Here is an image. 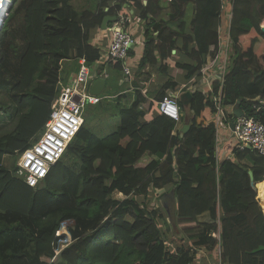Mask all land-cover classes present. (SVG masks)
Segmentation results:
<instances>
[{"label": "trees", "instance_id": "trees-1", "mask_svg": "<svg viewBox=\"0 0 264 264\" xmlns=\"http://www.w3.org/2000/svg\"><path fill=\"white\" fill-rule=\"evenodd\" d=\"M158 1H134L136 15L146 21L136 70L143 74L150 65L166 72L171 51L180 44L185 59L174 67L185 70L188 80L198 74L204 53L217 41L222 0H172L166 19ZM124 2L12 0L0 26V115L6 118L0 125V264H191L196 251L183 245L166 249L159 225L165 216L146 204L150 191L164 188L175 203L172 223L192 233L196 246L219 255L222 264H264L258 193L263 195L264 155L251 148L233 149V157L217 165L213 125L196 122L211 105L201 92L192 93L194 117L180 138L173 119L160 113L142 119L138 105L144 101L143 86L135 81L136 99L119 110L116 129L99 137L86 127L98 103L85 110L79 132L41 183L30 187L16 175L19 153L48 120L61 79L60 62L84 58L93 64L100 52L89 32ZM189 2L194 16L187 24L183 6ZM263 19L264 0H234L232 67L224 78L223 105L240 101L245 115L264 123L261 111L256 112L264 99ZM191 44L195 49L189 50ZM176 85L167 79L154 97L161 100ZM5 156L14 158L10 167ZM205 212L211 222L198 220ZM69 218L75 220L69 227L73 243L56 255L59 225Z\"/></svg>", "mask_w": 264, "mask_h": 264}, {"label": "built area", "instance_id": "built-area-1", "mask_svg": "<svg viewBox=\"0 0 264 264\" xmlns=\"http://www.w3.org/2000/svg\"><path fill=\"white\" fill-rule=\"evenodd\" d=\"M233 7L234 0L221 1L220 14H223L227 24L223 26L217 44L212 47L211 53L205 58V63L198 74L190 79V83L196 77L200 84H204L198 90L201 89L204 95L207 89L211 90L210 94L206 95H210L209 99L214 107L213 123L217 136L216 141H219L221 130L225 128L230 130L228 142L231 145V154L229 158L233 157V149L241 151L248 147L264 155V123L254 116L243 114L232 120L233 128H231L227 116L229 113L223 105L224 78L232 67L233 42L230 36V23ZM132 16L127 13L120 14L119 20L109 27L110 42L104 54L107 62L120 63L123 73L128 77L130 69L126 63L127 51L135 43L127 27V24L132 21ZM78 62L79 69L72 82L66 85L58 82L57 93L52 100L44 130L18 155L16 175L30 187L41 183L50 169L63 157L68 145L83 125L87 104H94L100 100L97 95L87 91L89 81L93 82L96 79L95 74H91V69L84 58H79ZM216 84H218V91L214 92ZM184 89H188L191 93L195 91L191 85L188 87L185 85L176 91H167L162 99L157 101L158 112L177 122L180 119L177 99ZM261 109L264 118V101ZM182 135L180 133L179 137L181 138ZM223 160L218 161L216 158V164L218 165Z\"/></svg>", "mask_w": 264, "mask_h": 264}, {"label": "crops", "instance_id": "crops-1", "mask_svg": "<svg viewBox=\"0 0 264 264\" xmlns=\"http://www.w3.org/2000/svg\"><path fill=\"white\" fill-rule=\"evenodd\" d=\"M134 1L135 0H126V2L122 3V7L120 9L116 10V14H107L110 16H115L116 19L109 20L105 24V27L100 26V28L92 29L89 32L90 42H91V44H93V46L97 47V49L100 52V56L93 64H88V65L91 69V71H90L91 74H95V76H96L95 78L100 77V78H103L105 80V84L103 86L101 93L105 90L106 85H107V78L108 77L111 78L110 77L111 75H116L117 79H118V83L120 84V86L116 88V91L112 90L114 92L112 94H110L112 96L110 99L116 98V101H117L114 104V109L116 110V113H117V122L115 124L116 128L119 126V123H120L119 122L120 121L119 110L122 108H125V107L126 108L129 107L134 102V100L136 99V93H135L136 88L134 86L135 81L140 82V84L143 86L140 88V94L144 98V101H142L138 105V111L141 113V117L144 120H151L156 115V113H159L158 108H157V100L154 97L155 96L154 94H155V91L159 90V87L167 79H170L172 82L177 83L175 89H168L167 91H170V90L176 91L180 88H183L185 85H187V87L191 85V87L194 88L195 91L202 93L201 89L200 90H198V89L202 88V86H204V84H200V81L196 80V77L190 83V79H192L194 76H196V74L187 80L185 70L178 68L176 66L174 67L175 62H177L179 59H185L184 58L185 53L183 50H181L182 47H180V44H178V50L172 49V51H171L172 56H169V60H168L170 63V67L167 69L166 72H162V71H159L158 69L154 68L159 73H161L158 75L163 81L160 85H157V82L154 83V81H153L154 76L151 77V75H152L151 72L149 70H147L151 67L150 65L145 66V68L141 71V72L145 73V77H144V73L138 74V70H136V68L138 66L139 61L141 60L142 53H143V40H144V26H143V24L146 21L140 20L139 16L136 15L137 12L135 11ZM147 1L148 0H138V2H142L143 4H146ZM171 1L172 0H159L158 1L160 9H161L160 10V12H161L160 16L163 19H166L168 17L167 16L168 3ZM9 4H10V2H9ZM9 4H7V8L5 9V11L8 10V8L10 6ZM157 6H158V4H157ZM183 9L185 10L184 15H183V19L187 24H189V22L191 21V19L194 16V3L193 2L185 3L183 6ZM220 10H221V4L219 7V23L217 25V41L215 44L213 43V44L209 45L208 50L204 53V54H206L205 58L211 53L212 47L217 44L219 37H221L220 32H221L223 26L225 24H227L226 20L224 19L223 14L222 13L220 14ZM4 13L2 14L0 26L3 24V21H4ZM124 13H127L129 15H133L132 21L127 24L128 25L127 27H128V32L135 39V43L131 45L130 49L127 51L128 54L126 56V63L130 69L129 77L127 75L125 76V74L123 73L120 63L116 64V63L107 62L105 60V57H104L106 47L109 45V42H110L109 27H111L114 22L119 20L118 17L120 14H124ZM149 16H151V15L149 14ZM189 27L190 26L187 27V30ZM156 34H157V32H154V35H156ZM75 47L76 46L71 48V53H74ZM191 48L195 49V46L191 44L189 46V50H191ZM189 50L186 52V54H188ZM78 60H79V58L78 59L71 58V59H65V60L60 62V74H61L60 78L61 79L59 80V82L65 84V85L72 82L73 78H75L74 77L75 74L78 72V69H79ZM145 70H147V71L145 72ZM175 71H177V72H175ZM147 74H149V75H147ZM139 76H143L144 78L138 79ZM92 83H91V85H92ZM217 87H218V85H217ZM217 87H215L213 89L214 92L218 91ZM203 88H205V87H203ZM210 91L211 90L207 89L206 94H208ZM222 91H223V88H222ZM101 93L97 95L100 98V100L94 104H87V106L85 107V110H87L88 106L93 107L94 105H96L98 103H102L101 101H103L104 98H108L107 96L104 97L105 95L103 96ZM192 93L188 89H184L183 92H181V94L179 95V97L177 99V103H178L179 108H180V119L177 122H175L176 125L174 127V132H176L177 134H180V133L184 134L182 131V128L184 127V125H188L190 128L191 120L194 117L193 112H191V110L189 109V104H190V100L192 97ZM206 94L205 95L203 94V95L205 96L206 100H209V102H210V99H209L210 95H206ZM121 99H123L124 104H122L120 107V104H121L120 100ZM258 99L259 98L257 97L254 100H258ZM263 101H264V99L260 100L259 102L262 103ZM210 103H211V105H209L208 107L205 108L202 116L196 118V122H198V123L202 122L204 125H209V124L213 125V128H214V148H215L214 149V156L219 161V160L230 157L231 145L228 142V139L230 138V130H228L226 128L221 130L220 135H219V141H216L217 136L215 133V126L213 123L214 107H213V103L212 102H210ZM239 103H240V101H237L236 104H234V105H224L226 107L227 112L229 113L227 115L228 119L230 121L229 123H232V120H234L235 117H237L236 116L237 110L242 112L241 109L239 108ZM261 108H262V106L258 107L256 109V112L260 110L261 115H262V109ZM85 114H87V112H85ZM242 114H244V113L242 112ZM92 117H93V115L91 116V118ZM87 125L89 127L90 122H88ZM229 126H230V124H229ZM89 129L93 132V130H92L93 128L89 127ZM256 184H255V187H256ZM257 189H258V187H256V191H257ZM155 193H158V196L160 197V201L162 203L161 207L160 206H157V207H158L159 211H161L165 216L164 220L163 219L160 220L159 225H160V229L164 230V231L161 230V232H162V236L164 238L166 249L174 251L176 249V247H180L183 245V246H186V248H190L191 250H195L196 251L195 255L197 257H199L200 261L210 262V258H211L214 262V260H216L217 256L219 259V255L211 254L205 248V246H196L195 245L196 241H193L194 239H193L192 233L186 234L181 229L180 225H174V223H172V219L170 217V212H173V208H174L175 203L172 199L173 196H172L171 192L166 191V189L164 188L161 190H156ZM118 195H121V194H118ZM121 196H123V195H121ZM171 204H174V205L171 206ZM262 205L264 208V185H263ZM262 211H263V209H262ZM263 214H264V212H263ZM198 220L202 223L203 222H211L212 218L208 212H205L198 217ZM170 239H172L173 243L169 242ZM174 244H175V247L172 248Z\"/></svg>", "mask_w": 264, "mask_h": 264}, {"label": "rangeland", "instance_id": "rangeland-1", "mask_svg": "<svg viewBox=\"0 0 264 264\" xmlns=\"http://www.w3.org/2000/svg\"><path fill=\"white\" fill-rule=\"evenodd\" d=\"M12 0H10V6L8 8L7 11H5L4 13V19L7 17V14L10 13L11 9L10 7L12 5ZM261 26H264V20L261 21L260 23ZM151 72V77L154 76V83L157 82V85H160L163 81L162 79L158 76L159 73L156 69H154V67H150L149 69H147ZM145 70V72L147 71ZM177 72V71H175ZM174 72V73H175ZM111 78H107V85L105 90L101 93L104 97H108V98H104L103 101H101V106L99 109H95L91 114L93 115V117L88 120V122H90V126L91 128H93V132L101 137L106 135L107 133L113 131L116 128V122H117V113L116 110L114 109V104L117 102L116 98H112L110 99L112 96L110 94H112L116 88L120 86V84L118 83V79L116 75H111ZM145 77V75H144ZM143 76H139L138 79H143ZM92 81H89L88 84V92L90 93V86H91ZM1 97H2V93H1ZM121 104H124L123 99L120 100ZM91 108V106H88L87 109L89 110ZM87 118H85L86 120ZM6 121V118L2 115H0V125L4 124V122ZM88 124V123H87ZM120 125V124H119ZM118 126V125H117ZM88 127V125L86 126ZM88 127V128H89ZM14 158L11 156H5V163L7 162V166H11L12 162H13ZM17 165V164H16ZM258 193L260 196V204L262 206L263 212H264V208L262 205V194L260 192V190L258 189ZM117 198L120 199H124V196L118 195V193H115ZM140 199V198H139ZM138 199V200H139ZM147 206L148 208H158L157 206L161 207V201H160V197L158 196V193H155L153 191L149 192V195L147 196ZM75 225V220L73 218H69L66 219L65 221H63L59 226V230H58V241H57V253L56 255H58L60 253V250H63L65 247H67L70 243H73V241L71 240V236L69 233V227H74ZM162 228V227H161ZM162 231H164L163 229H161ZM216 237H218V234H216ZM169 242L173 243L172 239L169 240ZM175 247V244L173 245L172 248ZM52 262H56V256L52 259ZM191 264H222L221 261L218 259V256L216 258V260H213L210 258V262L207 261H200L199 257H197L196 255H194V261Z\"/></svg>", "mask_w": 264, "mask_h": 264}, {"label": "water", "instance_id": "water-1", "mask_svg": "<svg viewBox=\"0 0 264 264\" xmlns=\"http://www.w3.org/2000/svg\"><path fill=\"white\" fill-rule=\"evenodd\" d=\"M2 16L0 17V22H1ZM116 19L115 16H110V15H106L104 16L102 22H101V26L105 27V24L109 21V20H114ZM262 30L264 31V26H262ZM105 84V80L103 78H96L94 80V82L92 83L91 87H90V93L93 95H98L101 93L103 86ZM242 112H240L239 110L236 111V116H242ZM230 127L233 128V122L230 123ZM189 129L188 125H184V127L182 128L183 133H185L187 130ZM249 148V147H248Z\"/></svg>", "mask_w": 264, "mask_h": 264}, {"label": "bare ground", "instance_id": "bare-ground-1", "mask_svg": "<svg viewBox=\"0 0 264 264\" xmlns=\"http://www.w3.org/2000/svg\"><path fill=\"white\" fill-rule=\"evenodd\" d=\"M8 0H0V17L2 16V14L5 12V9L7 7ZM264 20V19H263Z\"/></svg>", "mask_w": 264, "mask_h": 264}]
</instances>
